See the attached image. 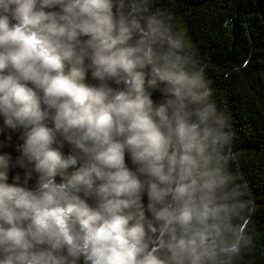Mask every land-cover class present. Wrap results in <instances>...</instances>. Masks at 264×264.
<instances>
[{
	"label": "clouds",
	"instance_id": "clouds-1",
	"mask_svg": "<svg viewBox=\"0 0 264 264\" xmlns=\"http://www.w3.org/2000/svg\"><path fill=\"white\" fill-rule=\"evenodd\" d=\"M161 0H0V264H249L228 117Z\"/></svg>",
	"mask_w": 264,
	"mask_h": 264
},
{
	"label": "trees",
	"instance_id": "trees-1",
	"mask_svg": "<svg viewBox=\"0 0 264 264\" xmlns=\"http://www.w3.org/2000/svg\"><path fill=\"white\" fill-rule=\"evenodd\" d=\"M159 6L200 61L229 119L235 171L256 203L249 264H264V0H161Z\"/></svg>",
	"mask_w": 264,
	"mask_h": 264
}]
</instances>
